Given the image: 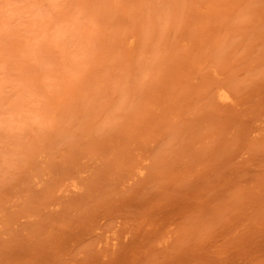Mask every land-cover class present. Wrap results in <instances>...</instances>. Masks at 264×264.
<instances>
[{"label":"rangeland","instance_id":"374dc122","mask_svg":"<svg viewBox=\"0 0 264 264\" xmlns=\"http://www.w3.org/2000/svg\"><path fill=\"white\" fill-rule=\"evenodd\" d=\"M0 264H264V0H0Z\"/></svg>","mask_w":264,"mask_h":264}]
</instances>
